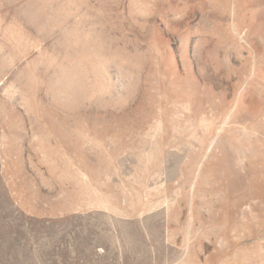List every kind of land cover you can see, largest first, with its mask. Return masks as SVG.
Segmentation results:
<instances>
[{"label": "rangeland", "instance_id": "obj_1", "mask_svg": "<svg viewBox=\"0 0 264 264\" xmlns=\"http://www.w3.org/2000/svg\"><path fill=\"white\" fill-rule=\"evenodd\" d=\"M0 264H264V0H0Z\"/></svg>", "mask_w": 264, "mask_h": 264}]
</instances>
